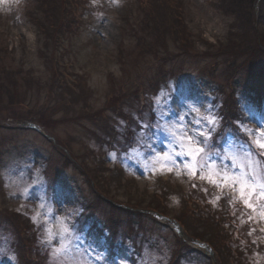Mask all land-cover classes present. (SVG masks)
<instances>
[{"label": "rangeland", "instance_id": "rangeland-1", "mask_svg": "<svg viewBox=\"0 0 264 264\" xmlns=\"http://www.w3.org/2000/svg\"><path fill=\"white\" fill-rule=\"evenodd\" d=\"M262 1L254 39L262 52L250 62L246 55H212L230 50L232 34L237 40L235 30L244 29L223 0H171L192 43L186 52L170 40L169 51L160 46L166 57L150 53L149 31L141 35L148 17L139 0H81L78 22L64 35L46 13L47 29L40 27V0H0V264H27L29 242L44 247L31 255L37 264H221L210 244L193 239L203 228L184 207L191 192L232 214L233 226L211 242L223 250L221 240H230L242 264H264L259 208L233 202L238 193L222 192L199 172L189 176L191 157L178 155L185 151L178 137L186 133L223 171L241 172L230 154L250 152L264 164L254 144L264 132ZM167 12L162 16L173 17ZM144 90L145 106L137 100ZM228 99L242 134L227 126L215 136ZM120 107L125 115L117 114ZM165 152L171 160L154 161ZM140 201L161 203L165 216ZM62 243L66 252L54 254Z\"/></svg>", "mask_w": 264, "mask_h": 264}, {"label": "trees", "instance_id": "trees-1", "mask_svg": "<svg viewBox=\"0 0 264 264\" xmlns=\"http://www.w3.org/2000/svg\"><path fill=\"white\" fill-rule=\"evenodd\" d=\"M39 1V0H38ZM42 5L41 7L44 9L36 11L35 18L38 20L40 27H43V29H47L46 22L44 20L43 13L48 14L52 18V22H54L55 25L52 27L53 29H57V33L60 35L69 34L71 33L72 29H74L75 24H77L78 20L77 12L80 9L81 0H40ZM42 1H45L46 4ZM258 0H223L225 11L227 15L232 16L236 19V23L241 24L242 28L244 29H237L236 37L237 40H234L231 36V48L228 51H220L219 47L216 49L212 55L219 57L220 54L227 53L228 56H230L231 59H236L239 57H242V55H246V60L253 62V59H255L256 52H262L261 49H258V43L254 41L256 36H259V28L257 25H259V19H257L256 14V6H257ZM264 1V0H263ZM262 1V2H263ZM142 6H140L141 10L144 14L148 17L147 19L144 18L143 23L148 29H143L144 33L141 35H144L146 32H148L149 38H154L153 41H150L148 44L149 49H151L150 53L155 54L156 57L164 56L166 54H163L160 46H164L168 49V42L170 40H174V42L177 45V41H180L178 43V47L182 51L188 50V48L191 47L192 42L191 41V31L190 29H185L183 24H185V21L183 20V15H181L180 12L175 11L173 9V3L171 0H139L138 2ZM175 3V2H174ZM178 3H175L177 6ZM40 7V8H41ZM45 8H48L49 10L46 12ZM168 9L170 14L173 17H163L162 15L168 14ZM165 10V11H164ZM167 10V11H166ZM167 12V13H166ZM152 16V17H151ZM33 18V16L30 15V18ZM31 18V19H32ZM142 21V20H141ZM71 30V31H69ZM244 32L246 36L244 37L243 34L240 32ZM233 32V31H232ZM251 32H254V38L251 35ZM146 35V34H145ZM142 37V36H141ZM175 38L177 40L175 41ZM146 38H144V41ZM149 41V40H148ZM204 42V41H203ZM209 43V41H206L205 44ZM145 44V45H146ZM252 45V46H251ZM251 46V47H249ZM250 50L248 52L243 51L242 49H248ZM169 51V49H168ZM242 52V53H241ZM162 54V55H161ZM264 53H262L263 56ZM229 60V61H230ZM234 61H230V65L233 64ZM154 83V82H153ZM138 99V98H137ZM232 101V100H231ZM228 99L227 102L224 103L223 107V118L226 120V124L232 123L235 119V116L237 114V111L233 108V104ZM122 107V106H121ZM120 107V110H117V114L123 115V110ZM125 115V114H124ZM235 115V116H234ZM130 133V130H127V134ZM111 185V184H110ZM188 193L186 195V198L183 201L184 207L189 209L191 207L192 211V219L196 220V223L203 228L201 230L200 235L196 234L193 235V239H196V241H205L207 244H210L212 246V249H215L221 256V264H242L240 253L238 250H232L233 248L230 247V240H226L225 242L221 240V243L223 246H220L223 248V250H220L219 245L211 242V240L214 241V238L217 239L219 237V232L221 233L222 230H226L230 228V225H233V218L231 217L232 214L228 210H219L218 208L209 207L207 203V199L201 195L200 193H194L192 194ZM157 197L159 194H156ZM162 196V195H159ZM155 199V198H154ZM153 199V200H154ZM159 199V198H158ZM143 201V200H142ZM140 201V207H143L144 209H152L158 213L163 214L164 211L160 212L157 209L162 208L163 206L161 203L156 202L157 205H149V206H143L144 202ZM155 201V200H154ZM114 209V207H113ZM164 209V208H162ZM16 218H19L20 225L22 223V219L19 214L16 215ZM181 223L184 224L185 229L188 228L186 224L188 222L184 221L183 219H180ZM184 222V223H183ZM24 223V222H23ZM212 226V229L209 228V226ZM228 225V226H227ZM20 227V226H19ZM21 229V227H20ZM27 229V227H26ZM230 232V231H229ZM19 238L23 239V235L18 232ZM220 238V237H219ZM223 239V238H222ZM217 241V240H216ZM220 242V240H219ZM226 242L229 244V246H225ZM232 247V246H231ZM25 251V257L28 259L27 262H32L31 254L34 252V248L31 247V245H25L23 246ZM232 251L236 252L237 254H232ZM229 255V257L225 256ZM220 261V260H219ZM30 264V263H29Z\"/></svg>", "mask_w": 264, "mask_h": 264}, {"label": "snow or ice", "instance_id": "snow-or-ice-1", "mask_svg": "<svg viewBox=\"0 0 264 264\" xmlns=\"http://www.w3.org/2000/svg\"><path fill=\"white\" fill-rule=\"evenodd\" d=\"M209 123L215 124L216 120L211 117H205ZM246 132H249V129H245ZM175 135V133H173ZM200 135L207 137V133H200ZM260 137L254 140V144L264 153V132L260 133ZM178 140L181 144V148L185 149L178 153V155H187L191 157V164H186L188 175L197 178V172H199L198 178L202 181H207L208 183L220 188L223 192V189L228 188L233 193H238V196L233 197V202L237 199L241 201L247 208L252 209L254 212L259 208V216L261 219H264V202L257 205V200L264 201V164L260 161L255 160L252 156V153H245L244 157L237 158L236 156L230 154L228 158L233 159L238 163V166L241 168L239 174H232L228 171L221 170L214 162L210 163V156L205 153V149L200 146V144L192 137L185 134H182L178 137ZM203 154V155H202ZM154 161L159 160H171L172 157L168 152L156 153V156L153 158ZM165 166L161 165V170H164ZM167 171H173L172 168H166ZM180 175L178 171L176 173ZM195 186V185H193ZM220 199V196H217L213 203ZM253 217H249L252 219ZM35 219V217L33 218ZM67 231V229H64ZM253 231H255L253 229ZM264 231V228L261 229ZM49 239L51 238V232L49 230ZM251 234V233H249ZM67 246L61 244L59 248L55 250V253H65Z\"/></svg>", "mask_w": 264, "mask_h": 264}]
</instances>
